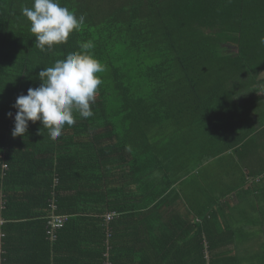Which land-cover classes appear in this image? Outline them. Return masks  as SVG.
Returning a JSON list of instances; mask_svg holds the SVG:
<instances>
[{
    "label": "trees",
    "instance_id": "16d2710c",
    "mask_svg": "<svg viewBox=\"0 0 264 264\" xmlns=\"http://www.w3.org/2000/svg\"><path fill=\"white\" fill-rule=\"evenodd\" d=\"M59 2L85 23L46 52L33 0H0V264H264V0ZM88 41L94 115L13 137L17 97Z\"/></svg>",
    "mask_w": 264,
    "mask_h": 264
},
{
    "label": "clouds",
    "instance_id": "9594fccd",
    "mask_svg": "<svg viewBox=\"0 0 264 264\" xmlns=\"http://www.w3.org/2000/svg\"><path fill=\"white\" fill-rule=\"evenodd\" d=\"M21 14L30 22V32L35 46L41 51L52 52L54 47L66 44L73 32H79L85 17L61 6L59 0H33L32 7H23ZM259 43L264 45V36ZM81 52L70 53L54 65L39 72L40 86L29 88L27 95L17 97L13 107V137H22L29 122L39 121L51 140L62 135L65 124L76 123L74 112L82 118L94 115L92 105L103 81L98 75L104 71L102 63L89 52L91 41L80 44ZM9 118L13 113L9 112ZM1 223V222H0Z\"/></svg>",
    "mask_w": 264,
    "mask_h": 264
},
{
    "label": "crops",
    "instance_id": "0c3cea01",
    "mask_svg": "<svg viewBox=\"0 0 264 264\" xmlns=\"http://www.w3.org/2000/svg\"><path fill=\"white\" fill-rule=\"evenodd\" d=\"M225 158H226V160H227V163H226V166L228 167V169L230 168V165H232V161H234L235 162V166H236V163H237V161L234 159V157L231 155V154H228V153H226V152H224V154H222ZM181 156H184V154H182ZM215 162V161H214ZM185 164V163H187V161L184 159L183 161H177V162H175V164H174V168H175V170H178L179 169V165L180 164ZM222 165V164H221ZM213 170H214V168H213ZM212 170V171H213ZM220 168L219 169H217L216 171H215V173L218 175V176H220V175H222L223 174V172H220ZM220 174V175H219ZM237 175V170H236V172L233 174V175H231V176H233V178L232 179H230V180H227L226 182H224V181H221V183H223V185L225 186V188L226 187H233L234 186V184H235V182H236V180H235V176ZM222 177H224V176H222ZM230 177V176H229ZM182 183H184L183 181H182ZM226 203V204H225ZM237 204H239V202H238V199L236 198V196H235V194H229L226 198H224V200H223V205H224V207H223V210H225V206H229L230 205V207H232V206H236Z\"/></svg>",
    "mask_w": 264,
    "mask_h": 264
},
{
    "label": "rangeland",
    "instance_id": "374dc122",
    "mask_svg": "<svg viewBox=\"0 0 264 264\" xmlns=\"http://www.w3.org/2000/svg\"><path fill=\"white\" fill-rule=\"evenodd\" d=\"M180 151H181L180 154H182L184 150L180 149ZM226 163H227L226 158L223 155H221V157H220V159L218 161L213 162V164H214V170L211 172V174L214 175L215 171L217 169H219V168H220V172H231V173H235L236 172V168H234L233 165H230V168L228 169V167L226 166ZM205 172H206V174L209 172L208 171V168H205ZM232 178H233V176H230V177H220V181L226 182L227 180H230ZM238 179H239V176L236 175L235 176V180H238ZM253 250H255V248H253Z\"/></svg>",
    "mask_w": 264,
    "mask_h": 264
},
{
    "label": "built area",
    "instance_id": "2783aa9c",
    "mask_svg": "<svg viewBox=\"0 0 264 264\" xmlns=\"http://www.w3.org/2000/svg\"><path fill=\"white\" fill-rule=\"evenodd\" d=\"M4 168H6V166H4ZM49 209H50V213H54L55 210H56V206L54 203L50 202L49 203ZM115 214L114 213H111V214H108L106 216V221L109 222L111 221L113 218H114ZM47 225L48 226H51L52 228H58V227H61L62 226V220L60 219V217L56 216V215H53L50 220H48L47 222ZM47 235L48 236H51V231H47Z\"/></svg>",
    "mask_w": 264,
    "mask_h": 264
}]
</instances>
